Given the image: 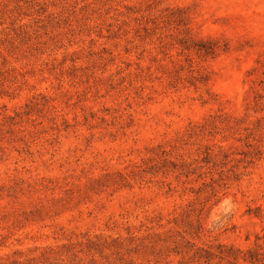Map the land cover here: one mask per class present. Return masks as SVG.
<instances>
[{"label":"rangeland","instance_id":"1","mask_svg":"<svg viewBox=\"0 0 264 264\" xmlns=\"http://www.w3.org/2000/svg\"><path fill=\"white\" fill-rule=\"evenodd\" d=\"M0 264H264V0H0Z\"/></svg>","mask_w":264,"mask_h":264}]
</instances>
